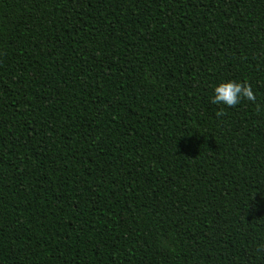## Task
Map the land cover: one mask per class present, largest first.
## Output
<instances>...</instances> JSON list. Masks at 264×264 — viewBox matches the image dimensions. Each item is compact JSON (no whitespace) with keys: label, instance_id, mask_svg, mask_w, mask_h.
Returning <instances> with one entry per match:
<instances>
[{"label":"trees","instance_id":"obj_1","mask_svg":"<svg viewBox=\"0 0 264 264\" xmlns=\"http://www.w3.org/2000/svg\"><path fill=\"white\" fill-rule=\"evenodd\" d=\"M0 264H264V0H0Z\"/></svg>","mask_w":264,"mask_h":264},{"label":"clouds","instance_id":"obj_2","mask_svg":"<svg viewBox=\"0 0 264 264\" xmlns=\"http://www.w3.org/2000/svg\"><path fill=\"white\" fill-rule=\"evenodd\" d=\"M214 91L215 96L211 101L213 104H225L228 107H235L242 99L253 103L256 101L253 88L247 81L242 83L236 81L221 83L215 87ZM218 114L223 115V111Z\"/></svg>","mask_w":264,"mask_h":264}]
</instances>
